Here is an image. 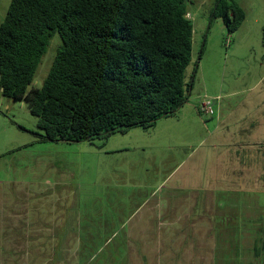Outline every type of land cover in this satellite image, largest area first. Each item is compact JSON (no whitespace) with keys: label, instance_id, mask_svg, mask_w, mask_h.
Instances as JSON below:
<instances>
[{"label":"rangeland","instance_id":"rangeland-1","mask_svg":"<svg viewBox=\"0 0 264 264\" xmlns=\"http://www.w3.org/2000/svg\"><path fill=\"white\" fill-rule=\"evenodd\" d=\"M215 1L189 0L188 17L194 25V49L193 61L187 68L189 77L194 71V63L200 58L191 96L200 106L208 99L212 102L216 99L206 96L207 89L199 86L202 75L209 78L210 86L207 87L210 94H220L228 100L222 115L226 134L217 142L220 144L215 150L200 149L190 155L189 144L175 148L174 142H171L172 148L162 147L166 155H161L157 147H152L145 155L133 152L130 155L99 153V147L104 144L107 150L134 144L127 143L121 133L111 135L105 141L96 139L94 143L45 144L39 141L38 120L32 115L27 101H15L0 93V116L5 115L14 123L13 129L4 132L11 143L0 145V156L9 151L5 157H0V264H15L14 251L22 252V248L14 249L13 241H18L19 234L12 228L18 220L24 219V215L23 218L19 215V203L14 194L15 189L27 186L17 181L23 176L33 173L38 181L33 189L38 188L45 193L40 198V204H47L49 212L40 216L46 215L50 220L52 216L54 218L55 246L59 245L55 250L57 257L61 260L63 255L62 264H81L77 254L80 242L76 241L79 240L73 238L65 243V249L59 236L62 234L61 227L58 226L65 225L72 236L85 239L89 233L86 227L98 226L99 203L107 206L115 196L116 201L127 204L132 198L134 202H139L144 195L140 185L145 183L151 186L147 190L160 192L156 200L166 193L174 199V186H178L180 176L186 172H197L204 177L206 173H214L213 180L209 179L208 184L206 180L198 182L203 190L191 193L192 196L184 193L186 200L192 201L194 213L200 217L194 229L191 227L188 232L208 241L201 244L207 248L204 246L201 250L205 254L204 259L198 255V264H264V0H234L245 11L246 19L233 33L227 31L220 18L211 21ZM11 2L0 0V24L5 20ZM61 44L59 34H54L32 87L43 86ZM230 93L234 95L228 99ZM201 112L207 121L216 118V114L211 116ZM159 126H162L161 123ZM174 131V127L168 128L172 140ZM27 144L32 147L24 150ZM181 160L186 162L180 164ZM171 173L172 180L164 182ZM165 184L168 186L164 187ZM162 203L165 205L166 201ZM229 214L233 217L228 226ZM133 219L131 222L135 224L137 221ZM183 227L179 226L178 231L185 232ZM127 228L128 225L122 227L123 232ZM185 235L186 232L183 237ZM180 236L181 233L175 235V239ZM119 239L117 236L116 242L104 247L102 257H107L120 245L118 263H131L136 249L131 246V256L128 255L125 247L121 249ZM171 243H164L162 249L151 248V254L161 250L160 264H164L167 255L171 254ZM51 245L37 244L40 251L49 252L53 251ZM16 262L20 264L19 260ZM24 262L29 264L30 260L27 258ZM38 262L40 259L37 257L36 264ZM94 262L98 264V254ZM21 264H24L23 258Z\"/></svg>","mask_w":264,"mask_h":264},{"label":"trees","instance_id":"trees-1","mask_svg":"<svg viewBox=\"0 0 264 264\" xmlns=\"http://www.w3.org/2000/svg\"><path fill=\"white\" fill-rule=\"evenodd\" d=\"M188 3L12 0L0 24V90L9 99L27 101L38 120L40 142L94 143L130 129L150 130L161 119L178 115L194 87L200 58L187 77L194 49ZM211 17L220 18L233 33L246 13L234 0H216ZM56 33L62 44L50 72L41 88L32 87ZM98 205V226L86 227L85 239L71 237L80 242L81 264H95L97 254L98 264H119L120 245L102 257L104 247L117 236L128 255L131 246L136 249L128 264H160L161 250L151 254V248L162 249L167 242L173 247L164 264H198V255L205 257L201 250L207 246L201 244L208 241L190 234L191 226L183 227L185 237L174 225L151 227L154 235L143 237L142 227L123 232L121 225H113L117 213ZM61 258L55 252L39 264H62Z\"/></svg>","mask_w":264,"mask_h":264},{"label":"crops","instance_id":"crops-1","mask_svg":"<svg viewBox=\"0 0 264 264\" xmlns=\"http://www.w3.org/2000/svg\"><path fill=\"white\" fill-rule=\"evenodd\" d=\"M219 79L220 78L216 79L215 81L216 87L218 86ZM207 85L210 86L209 78L207 75H202V82L199 86L205 90L207 89L206 96L214 99L216 98L213 100V108H215L216 111L213 115H211L214 116L216 114V121L215 119L207 121L208 119L203 117L201 114V106L194 98H191L192 94H190L187 102L180 109L178 115L161 119L150 130L146 131L141 129V131H139L134 129L122 134L124 135V139L127 143L134 144H127L124 145V147H118L116 149L110 150H107L104 144L102 147H99V153L103 154L104 151V154L130 155L133 152L144 153L143 155H145L152 147H157L160 148L161 155H166V151H163L165 148L162 147L172 148V145L170 144L171 142H174L175 148L189 144L191 146L188 148L191 150L190 155L198 153L200 149L215 150L218 147V144H220L217 142L221 141L226 134L224 118L222 115L224 106L228 100H225L220 94H210ZM193 90L194 87L191 92H193ZM0 93H2L1 90ZM233 95L234 93L227 95L229 96L228 99ZM262 114L264 115V112ZM160 123L162 126H159ZM13 126L14 123L12 120L8 119L5 115L0 116V145L2 143L5 146L11 143V139H7L4 136V132L8 129H13ZM171 127L175 128L173 140L171 132H168V128ZM214 136H216V140L214 139ZM36 143L38 144V142ZM43 143H52V145L55 144L53 142ZM33 144L35 145V143ZM76 145L79 144L76 143ZM29 147L32 146L30 144L25 145L24 150L28 149ZM8 152L9 151H6V153L0 157H5ZM177 153L178 151L175 150V154ZM202 154L209 155L208 152H202ZM184 162H186V160H181L179 163L183 164ZM213 177V172L206 173V177L201 176V174L197 172L194 174L190 172L183 173L178 181V186L176 184L174 186V199L169 198L167 193L164 192L166 194L163 195L159 200H156L155 197L160 192L156 193V191H152V189L147 190V187L150 188L151 186H148L145 183L144 185H140V187H143L144 189V195H141L143 197L141 201L134 202V198H132L127 204L121 201H116L115 196L111 201L109 200L108 208L104 209H110L112 212L117 213L115 215H117L119 218L114 220L115 222H113V225H121L122 227H126V225H128V227H142L140 236L143 237L154 235V232L149 230L151 227L161 228L168 225L194 227L196 222L199 221L200 217L194 213L192 201L190 199L186 200L184 193L187 195H191V193H198L200 190L204 189V187L200 185L201 183L198 182L201 180H206L208 184V180H213ZM172 178L173 173L167 175L164 182L168 183L172 180ZM195 180H197V182H195ZM17 181L21 184H26L27 186L29 185V187L26 186L19 190H14V194L17 195V202L19 203V215L22 216V218L24 215V219L18 220L15 223V227L12 228L19 234L17 235V238H19L18 241H13L14 249L22 248L21 253L14 251L15 264L17 263L16 260H19L21 264V258H23L24 264H28V262H24V260L27 261V258L30 260L29 264H36L37 257L38 260L44 258L52 259L55 253L54 247L56 233L54 228V218L52 216V220H50V217L48 218L46 215H43V217L40 216L41 213L49 212L47 204H40V198L45 193H42V191L38 190V188L35 190L33 189V186L38 183L36 177L34 178L33 173L30 176H23ZM161 185H163V183ZM211 185H213V183H211ZM166 186L168 185L165 184L164 187ZM159 190H161V188ZM206 191L208 192V189ZM122 192L123 191H120V193ZM28 200H30L29 203H27ZM163 201H166L165 205L162 203ZM128 207L131 208V210H129ZM208 209L209 205H207V210ZM24 211H28L29 215L28 213L23 214ZM231 217L233 216L230 214L227 216L228 226L232 223L230 220L232 219ZM244 217L246 219V215ZM133 218H135L137 221L135 224H132L131 222L134 221ZM58 227H61L60 231L62 234H59V236L61 237L62 243H69L72 240V235L70 234L71 231L69 228L65 227V225ZM125 236L129 238V232H127ZM141 241H143V239ZM40 243H51L53 251H40L37 246V244Z\"/></svg>","mask_w":264,"mask_h":264},{"label":"built area","instance_id":"built-area-1","mask_svg":"<svg viewBox=\"0 0 264 264\" xmlns=\"http://www.w3.org/2000/svg\"><path fill=\"white\" fill-rule=\"evenodd\" d=\"M201 110L206 114L213 115L215 113L213 102L211 100L205 101L201 106Z\"/></svg>","mask_w":264,"mask_h":264},{"label":"water","instance_id":"water-1","mask_svg":"<svg viewBox=\"0 0 264 264\" xmlns=\"http://www.w3.org/2000/svg\"><path fill=\"white\" fill-rule=\"evenodd\" d=\"M216 7H217V6H216ZM212 20H213V17H211V21H212ZM211 21H210V22H211ZM209 28H210V25H209ZM209 28H208V29H209ZM199 60H200V59H199ZM0 78H1V73H0ZM190 93H191V91H190ZM190 93H189V95H190ZM189 95H188V96H189Z\"/></svg>","mask_w":264,"mask_h":264}]
</instances>
